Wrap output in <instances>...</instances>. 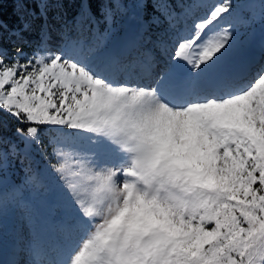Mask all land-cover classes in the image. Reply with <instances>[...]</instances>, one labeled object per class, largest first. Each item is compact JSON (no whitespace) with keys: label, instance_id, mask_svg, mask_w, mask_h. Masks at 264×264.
<instances>
[{"label":"snow or ice","instance_id":"snow-or-ice-1","mask_svg":"<svg viewBox=\"0 0 264 264\" xmlns=\"http://www.w3.org/2000/svg\"><path fill=\"white\" fill-rule=\"evenodd\" d=\"M62 2L16 0L38 50ZM76 7L47 55H9L0 22V254L16 207L23 264H264V41L241 39L264 0Z\"/></svg>","mask_w":264,"mask_h":264},{"label":"rangeland","instance_id":"rangeland-1","mask_svg":"<svg viewBox=\"0 0 264 264\" xmlns=\"http://www.w3.org/2000/svg\"><path fill=\"white\" fill-rule=\"evenodd\" d=\"M122 2L128 5L127 12H128V15H131L133 11V9L131 8L132 0H122ZM262 32H264V26H262L260 23H256L251 29L242 30L241 39L245 42L246 45L250 47L252 51H256L257 53H259L260 44L262 41H264V33ZM16 34H19L18 37L21 36V33H19V31H17ZM66 35L67 34L62 35V36L58 35V32H52L49 29L47 30V35L44 37V43L42 47H40L39 50H38V46H41V39L35 40L34 47L25 48L23 52L27 55H31L33 54L34 50H36L38 55H47L49 50L55 51L56 47L62 46L63 42H67L69 40H75L78 38L75 33L72 35V39H66ZM23 37L25 38L21 39L22 42H24L25 44L30 43V39H28L30 38V36L28 34H25ZM87 38H88V34L85 33L84 39H87ZM16 48L17 46L6 48V49L9 55H11L16 51ZM8 137L14 139V137H11V136H8ZM49 151H51V148L49 149ZM40 167L43 168V162H40ZM9 176L14 177L16 180H19L23 176V172L20 171V166L18 165L17 168H11L9 170ZM7 225H8V236L6 240V247H5L4 252L0 254L2 255V258L0 261L9 262L12 248L17 247V246H22L24 243H26L32 226L26 220L23 211L16 207L8 208ZM50 242L52 243L56 242V237L54 233L52 234V238ZM17 252H20V251H17ZM25 259L26 257L21 252L17 260H19L21 264H23Z\"/></svg>","mask_w":264,"mask_h":264},{"label":"trees","instance_id":"trees-1","mask_svg":"<svg viewBox=\"0 0 264 264\" xmlns=\"http://www.w3.org/2000/svg\"><path fill=\"white\" fill-rule=\"evenodd\" d=\"M77 0H63L62 3H51L49 5V22L52 25L47 30L52 32H58V35H65L71 37L74 32H65L61 33L59 26L55 24L53 18H59L60 15H64L70 21L73 15L78 11L76 7ZM36 6L35 4L29 5L27 8L22 9L17 3L16 0H3V7L0 8V22H2L6 28L3 32V46L6 48L21 46L23 51L25 48L34 47V41L41 39L40 33V22L36 19ZM25 23L32 25L31 30L23 32L22 36L18 37L19 34H16L17 31L21 33L22 26ZM25 34L30 36V43L25 44L21 39ZM18 125L14 121H9L4 128L5 136L14 137L15 128ZM18 164L13 167L17 168Z\"/></svg>","mask_w":264,"mask_h":264},{"label":"bare ground","instance_id":"bare-ground-1","mask_svg":"<svg viewBox=\"0 0 264 264\" xmlns=\"http://www.w3.org/2000/svg\"><path fill=\"white\" fill-rule=\"evenodd\" d=\"M264 33V32H262ZM256 52V51H254ZM257 53V52H256ZM258 54V53H257ZM20 243V242H19ZM18 251V247H13L12 248V251H11V254H10V259H9V262L12 261L13 259H18L19 255L21 254V252H17Z\"/></svg>","mask_w":264,"mask_h":264}]
</instances>
